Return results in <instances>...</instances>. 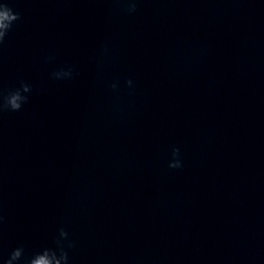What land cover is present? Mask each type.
Returning <instances> with one entry per match:
<instances>
[{
    "label": "clouds",
    "instance_id": "clouds-1",
    "mask_svg": "<svg viewBox=\"0 0 264 264\" xmlns=\"http://www.w3.org/2000/svg\"><path fill=\"white\" fill-rule=\"evenodd\" d=\"M126 5L125 11L129 14L137 10L139 0H119ZM21 20V14L9 6L8 0H0V48H2L9 33L13 30L15 24ZM105 52L108 49L105 47ZM53 59L52 55L44 58V63ZM79 75V72L73 65L65 64L53 69L49 78L53 81H71ZM126 84L129 88L133 87V81L128 79ZM111 87L115 90L117 84L113 83ZM33 87L30 83L21 80L19 86L10 88L6 92L0 89V115L6 112H18L28 103ZM170 169H179L183 167L180 149L173 147L171 150V159L168 162ZM5 217L0 205V240H2V229ZM54 246H45L31 254H26L25 246L20 245L11 250L3 264H69V250L76 247L74 241L69 238L68 231L64 227L58 229V234L53 237Z\"/></svg>",
    "mask_w": 264,
    "mask_h": 264
}]
</instances>
